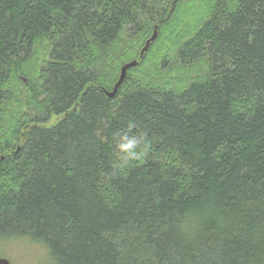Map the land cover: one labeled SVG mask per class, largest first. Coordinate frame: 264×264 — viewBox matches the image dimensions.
Instances as JSON below:
<instances>
[{
  "label": "trees",
  "instance_id": "16d2710c",
  "mask_svg": "<svg viewBox=\"0 0 264 264\" xmlns=\"http://www.w3.org/2000/svg\"><path fill=\"white\" fill-rule=\"evenodd\" d=\"M22 239L52 264H264V0H0V247Z\"/></svg>",
  "mask_w": 264,
  "mask_h": 264
},
{
  "label": "rangeland",
  "instance_id": "374dc122",
  "mask_svg": "<svg viewBox=\"0 0 264 264\" xmlns=\"http://www.w3.org/2000/svg\"><path fill=\"white\" fill-rule=\"evenodd\" d=\"M194 6L195 4L186 7L183 12L182 9L179 12H181L180 14H184L190 11L189 7L192 9ZM196 6L194 9L198 10L199 5ZM0 257L7 259L10 264H52L47 249L41 244L28 239L2 244L0 247Z\"/></svg>",
  "mask_w": 264,
  "mask_h": 264
},
{
  "label": "clouds",
  "instance_id": "9594fccd",
  "mask_svg": "<svg viewBox=\"0 0 264 264\" xmlns=\"http://www.w3.org/2000/svg\"><path fill=\"white\" fill-rule=\"evenodd\" d=\"M136 127L134 122H129L128 130ZM114 149L118 161L121 164H127L139 159L143 155L141 145L145 143L144 134L129 135L128 132H117L113 134Z\"/></svg>",
  "mask_w": 264,
  "mask_h": 264
},
{
  "label": "water",
  "instance_id": "95a60500",
  "mask_svg": "<svg viewBox=\"0 0 264 264\" xmlns=\"http://www.w3.org/2000/svg\"><path fill=\"white\" fill-rule=\"evenodd\" d=\"M157 35H158L157 32L154 31L153 36L149 39V41L146 42L145 47H144V49L141 52V55L148 49L150 44L157 38ZM136 66H137V62H131V63H128V64H126L125 66H123L121 68L119 80L116 83V85L114 86L113 91L111 93H106L107 97L112 98V97L115 96V94L117 93L118 88L123 83L128 70H130L131 68H134ZM0 264H10V262L7 259L0 258Z\"/></svg>",
  "mask_w": 264,
  "mask_h": 264
},
{
  "label": "bare ground",
  "instance_id": "6f19581e",
  "mask_svg": "<svg viewBox=\"0 0 264 264\" xmlns=\"http://www.w3.org/2000/svg\"><path fill=\"white\" fill-rule=\"evenodd\" d=\"M147 53V52H146Z\"/></svg>",
  "mask_w": 264,
  "mask_h": 264
}]
</instances>
